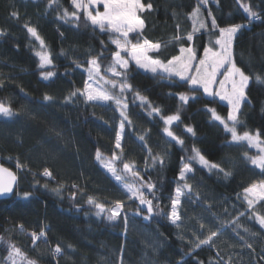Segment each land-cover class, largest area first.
I'll return each instance as SVG.
<instances>
[{"label":"trees","instance_id":"1","mask_svg":"<svg viewBox=\"0 0 264 264\" xmlns=\"http://www.w3.org/2000/svg\"><path fill=\"white\" fill-rule=\"evenodd\" d=\"M142 2L152 4L151 10L140 13L145 24L143 38L161 44L159 53L152 54L160 59H168L178 54L181 46L192 43L203 49L219 31L211 28L213 17L219 27L243 25L235 35L234 60L250 76V82L237 131L259 132L264 139V82L256 80L260 76L264 81V0ZM242 4L251 5L260 19H250ZM198 5L207 27L193 33L190 14ZM65 9L74 11L71 0H54L51 7L49 0H0V102L10 105L15 113L11 118L0 115V162L17 174L15 193H31L28 200L15 193L0 199V262L11 264L7 256L12 243L35 264H264V229L254 219L264 216V201L249 208L243 199L246 187L264 180V173L248 158L258 152L246 142H233L231 134L213 122L207 111L215 108L227 117V105L200 92L190 93L178 78H153L133 67L128 82L135 91L160 108L163 116L179 111L182 122L172 130L184 145L169 143L160 116L149 115L147 108L133 101L134 93H129L131 125L125 126L121 152L115 148L121 121L115 104L86 102L79 94L67 99L72 92L83 90L87 61L97 58L103 73L115 46L109 33L85 24L83 13L78 23L72 19L66 22L62 19ZM26 24L43 39L53 65L43 70L39 67L40 42L27 31ZM189 33H193L192 41L186 39ZM176 36L181 39L175 40ZM41 71L55 75L44 80ZM177 93L195 95L196 99L181 105ZM45 95L52 100H45ZM185 126L192 127L195 136L187 133ZM140 136H145L143 142ZM193 147L229 175L193 162L194 171L187 181L192 194L181 197L178 228L167 215L170 197L175 195L182 158L190 157ZM149 148L164 158L162 166L149 160L145 167ZM98 150L105 158L114 152L119 155L118 169L124 162H134L144 180L155 185L152 195L146 193L154 205L150 218L145 219L146 209L136 214L138 201L129 200L123 187L100 166ZM17 163L22 167L17 168ZM45 167L54 179L42 177ZM58 184L63 185L59 195L51 191ZM74 184L82 190L75 199L71 198ZM88 196L107 207L118 200L125 207L119 218L110 221L106 215L96 214L87 203ZM242 212L238 220L236 215ZM210 230L218 235L196 248L197 237L206 238ZM41 231L45 236L34 243L31 233ZM57 245L61 255L53 254Z\"/></svg>","mask_w":264,"mask_h":264},{"label":"snow or ice","instance_id":"2","mask_svg":"<svg viewBox=\"0 0 264 264\" xmlns=\"http://www.w3.org/2000/svg\"><path fill=\"white\" fill-rule=\"evenodd\" d=\"M54 0H49V6H52ZM201 4H206L207 0H200ZM74 11L69 13L66 9L62 19L71 18L77 23L80 20V14L83 13L84 22L99 29L102 33H109L111 36V43L115 46V51L111 54V63L102 73L101 65L98 59L93 57L87 61V68L84 69L88 74V79L85 81L83 90H77L71 93L70 97H76L78 94L85 98L86 102H93L99 104L113 103L119 110L121 121L119 124V131L116 133L115 148L123 151L121 140L123 138L124 129L126 124L131 125L128 116V99L129 93H134L132 96L133 101H139V106L147 108L149 115L160 116L163 121V133L166 137L170 138L169 143L175 142L181 146L184 145L183 139L175 134L172 130L174 125L181 123V116L179 111L175 114L163 116L161 109L153 106L147 99L142 96L138 91H135L129 81V72L132 68H136L145 74H150L153 78L159 77L169 81L178 80L182 81L188 87L190 93H202L207 97H212L214 100L218 98L221 102H226L228 107L227 117H223L217 113L215 108H208L207 111L211 114L213 122H218L223 126L226 133L231 134V140L236 143L246 142L249 147L258 149L259 155L248 157L251 164L256 166L264 173V139L261 134H255L249 131H244L242 134L237 131L239 125V115L241 114V106L247 103L246 89L249 85L250 77L245 72L236 66L232 59L231 47L235 34L240 30L243 25L234 24L227 27H219L216 19L213 17L211 20V28H219V34L216 38L214 45L206 46L203 49L202 57H198L196 50L191 47L181 46L179 54L174 55L167 60L158 58L152 55L159 53L161 49L160 43H153L148 39L143 38V29L145 27L144 20L141 19L140 13L151 10L152 4H145L142 0H71ZM102 5L103 11L99 10ZM244 11L248 17L260 19L257 12L252 10L251 5L242 4ZM211 15V12H209ZM13 17L18 18L16 12L12 13ZM193 22V33L207 27L206 22L200 18V6L198 5L190 14ZM27 31L32 37L40 42L42 51L38 52L39 67L43 70L48 66L53 65V58L50 52L44 50L45 44L43 39L38 34L34 27L25 25ZM193 33L187 34V41L193 40ZM175 40L179 41L180 36H176ZM103 43V42H102ZM63 54V53H61ZM77 67L81 65L77 64ZM53 71H41V76L44 80L54 77ZM219 77H222L219 78ZM258 82H264L260 76L256 77ZM218 85V87H217ZM181 105H185L189 100L196 99L195 95L190 96L187 93H177ZM45 100H52V97L45 95ZM0 115L4 117H13L15 113L12 111L10 105H5L0 102ZM185 131L195 136L194 129L190 126H185ZM140 141L145 140V136L139 137ZM148 157L145 161V167L148 161L152 165L164 163V158L158 154L154 155L151 149H147ZM192 155L186 160L182 158V167L178 175L177 187L175 188V195L170 197L171 211L168 213V218L178 228L181 226L179 221L178 207L181 204V197L190 196L192 194V186L187 182L189 174L193 173V162L198 163L200 166L209 169H218L227 176L229 173L220 168L218 164L211 163L205 156L195 147L191 149ZM96 160L100 163L114 180L122 185L125 194L131 201H138L137 213L146 209L150 218L154 211L153 200L148 198V195L154 193L155 185L150 180L145 181L143 176L137 170L134 162H124L122 169L117 168V161L121 157L115 152L110 159L105 158L99 150L96 153ZM22 165L17 163V168ZM42 177L54 179L53 173L45 167L41 173ZM127 181L130 182H126ZM183 182V183H180ZM38 183V181H37ZM18 185L17 175L10 169L0 164V197L9 196L15 193ZM48 188V184L43 185ZM75 191L71 194V198L75 199L76 193L80 192L77 185L72 186ZM63 190V185L58 184L52 188L51 191L60 194ZM243 199L247 202L249 208H252L258 201H264V180L259 183H253L244 190ZM146 193L148 195H146ZM22 199L28 200L31 193L24 191L22 193H15ZM87 203L96 209V214L106 215L110 221L119 218L123 212L125 205L121 201H115L111 207H107L104 203L97 202L92 197H87ZM155 207H159L157 204ZM125 225L127 224V215H124ZM262 229H264V216L256 215L254 217ZM200 227L203 229L205 225L201 223ZM21 231L23 229L21 228ZM217 231H209V234L204 239L197 237L196 248L201 245H207L212 242L213 237L217 236ZM45 236V232L41 231L39 234L36 232L31 233V239L35 243L38 239ZM3 238L0 237V240ZM251 247V245H248ZM7 260L11 264H18L19 261H27V264H35L34 261L28 260L26 255L15 244L10 243ZM54 255H61L62 250L59 245L53 249Z\"/></svg>","mask_w":264,"mask_h":264},{"label":"rangeland","instance_id":"3","mask_svg":"<svg viewBox=\"0 0 264 264\" xmlns=\"http://www.w3.org/2000/svg\"><path fill=\"white\" fill-rule=\"evenodd\" d=\"M99 10L100 11H103V7H102V5L99 7ZM68 19H71L70 17L69 18H67V20ZM218 34H219V31L217 32V33H214L213 34V36H212V38H211V40L209 41V43L206 45V46H210V45H214V42H215V40H216V38L218 37ZM237 34V33H236ZM235 34V35H236ZM234 39H235V36L233 37V41H232V47H231V54H232V59H233V61L235 62V60H234ZM188 46H191V47H193L195 50H196V53H197V56L198 57H202V55H203V49H201L200 50V48H199V43H192V44H190V45H187V46H184V47H188ZM205 46V47H206ZM201 51V52H200ZM179 54V53H178ZM178 54H176V55H178ZM171 58V57H170ZM169 59V58H168ZM163 60H167V59H163ZM236 64V63H235ZM237 66V65H236ZM237 67H239V66H237ZM240 68V67H239ZM246 74V73H245ZM247 75V74H246ZM249 76V75H248ZM250 77V76H249ZM219 78H221L222 79V77H219ZM87 79H88V76H87ZM250 82V81H249ZM217 87H218V85H217ZM247 96V95H246ZM223 103H225L226 104V102H223ZM243 105V104H242ZM241 108H242V106H241ZM239 121H240V116H239ZM120 124V123H119ZM125 130V129H124ZM118 131H119V127H118ZM256 149V148H255ZM257 150V152H258V155H259V151H258V149H256ZM108 159H110V158H108ZM100 164V163H99ZM101 166V165H100ZM104 169V168H103ZM105 170V169H104ZM106 171V170H105ZM107 172V171H106ZM108 173V172H107ZM109 174V173H108ZM109 176L114 180V178L111 176V174H109ZM115 181V180H114ZM119 184V183H118ZM120 185V184H119ZM120 186H122V185H120ZM243 196H244V194H243ZM233 212H236V211H233ZM243 213L244 212H242V214H237L236 215V218L238 219V220H240V218L239 217H241V215H243ZM17 260H18V264L20 263V261H19V258H17ZM8 262H10L11 263V261H9L8 260ZM0 264H7V262H5V261H3V262H0Z\"/></svg>","mask_w":264,"mask_h":264},{"label":"water","instance_id":"4","mask_svg":"<svg viewBox=\"0 0 264 264\" xmlns=\"http://www.w3.org/2000/svg\"><path fill=\"white\" fill-rule=\"evenodd\" d=\"M0 164H2L1 162H0ZM4 167H6V168H8V169H10L11 171H13L15 174H16V172H15V170H13L12 168H10V167H8V166H6V165H4V164H2ZM17 175V174H16ZM18 178V177H17ZM11 195H9V196H4V197H0V199H2V198H8V197H10Z\"/></svg>","mask_w":264,"mask_h":264}]
</instances>
